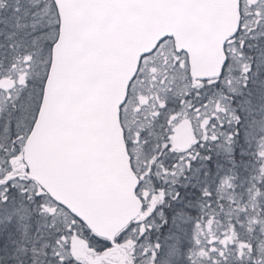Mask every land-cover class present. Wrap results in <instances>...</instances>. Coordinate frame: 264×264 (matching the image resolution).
<instances>
[{
    "label": "snow or ice",
    "instance_id": "obj_1",
    "mask_svg": "<svg viewBox=\"0 0 264 264\" xmlns=\"http://www.w3.org/2000/svg\"><path fill=\"white\" fill-rule=\"evenodd\" d=\"M0 264H264V0H0Z\"/></svg>",
    "mask_w": 264,
    "mask_h": 264
}]
</instances>
